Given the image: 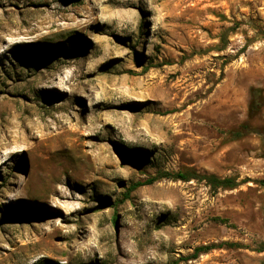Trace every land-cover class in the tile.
Returning <instances> with one entry per match:
<instances>
[{
	"label": "rangeland",
	"instance_id": "obj_1",
	"mask_svg": "<svg viewBox=\"0 0 264 264\" xmlns=\"http://www.w3.org/2000/svg\"><path fill=\"white\" fill-rule=\"evenodd\" d=\"M263 29L264 0H0V264H264Z\"/></svg>",
	"mask_w": 264,
	"mask_h": 264
},
{
	"label": "trees",
	"instance_id": "obj_2",
	"mask_svg": "<svg viewBox=\"0 0 264 264\" xmlns=\"http://www.w3.org/2000/svg\"><path fill=\"white\" fill-rule=\"evenodd\" d=\"M259 35L264 37V29L257 31ZM264 103V95L261 93L260 88H251V97L249 101V106H248V111L249 113L252 111H256L259 109V107ZM244 128V132L248 131L247 126H242ZM236 136H241L243 132L241 131H236ZM159 177H167L170 179L174 180H182V181H187L192 178H199L205 181L206 184L209 185V187L212 190H217V189H232L235 188L240 181H237L235 177L232 176H224V177H219L214 174H198L194 171H162L158 175ZM153 181V178L146 179L144 182L137 181L133 183L126 191L124 192V197L128 196L129 190L132 188H135L136 186L145 184V183H150ZM264 182V181H263ZM104 200L101 201V206H104ZM112 220L115 221V216L112 217ZM222 246H227V247H233V246H238V243L236 242H228V241H222L219 243H207V244H201L196 247H194L192 253L189 255L192 258L197 257L201 253H206L211 249L215 248H220ZM258 251H264V244H262L260 247H258Z\"/></svg>",
	"mask_w": 264,
	"mask_h": 264
}]
</instances>
